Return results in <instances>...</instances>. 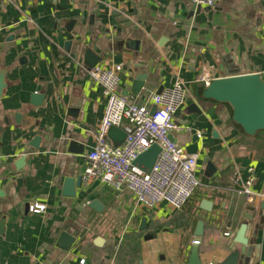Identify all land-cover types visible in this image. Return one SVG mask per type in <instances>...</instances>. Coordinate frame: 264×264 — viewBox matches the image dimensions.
Here are the masks:
<instances>
[{"label":"crops","instance_id":"obj_1","mask_svg":"<svg viewBox=\"0 0 264 264\" xmlns=\"http://www.w3.org/2000/svg\"><path fill=\"white\" fill-rule=\"evenodd\" d=\"M192 7L190 0H0V264H188L200 220L201 264L223 262L237 249L238 264H264V130L241 131L228 106L195 91L234 69L264 78V0ZM129 39L139 40L138 50ZM87 49L102 57L100 65H123L119 90L137 104L153 106V94L177 79L187 83L189 98L175 115L183 129L171 138L198 154L201 186L185 208H149L127 187L101 180L83 181L76 197L63 195L65 178H83L106 107ZM139 74L147 78L135 94ZM35 92L45 96L41 105L32 103ZM209 161L217 168L210 178ZM251 169L252 193L240 194ZM36 201L46 211L30 212ZM244 221L248 245L234 241ZM150 230L157 235L146 239ZM64 233L74 237L69 249L59 245Z\"/></svg>","mask_w":264,"mask_h":264},{"label":"built area","instance_id":"obj_2","mask_svg":"<svg viewBox=\"0 0 264 264\" xmlns=\"http://www.w3.org/2000/svg\"><path fill=\"white\" fill-rule=\"evenodd\" d=\"M221 0H190L193 5L215 7ZM122 64L111 67L96 65L89 69L90 76L98 82L106 99L103 118L96 133L95 146L87 153V166L83 174L86 185L101 180L114 187H127L138 201L149 208L161 203L181 210L201 186L197 175L198 154L188 153L171 138L174 131L183 127L175 119L189 98L187 83L177 79L171 86L152 95V106L140 105L121 94L119 90ZM111 126L121 127L127 134L120 144H114L108 132ZM198 136H202L198 132ZM157 143L161 151L149 173L134 164L135 159L150 146ZM252 174L237 191L249 194L255 180ZM264 197V194L262 195ZM47 205L32 202L29 211L44 212ZM230 233L227 231L225 235ZM82 262H85L83 259Z\"/></svg>","mask_w":264,"mask_h":264},{"label":"water","instance_id":"obj_3","mask_svg":"<svg viewBox=\"0 0 264 264\" xmlns=\"http://www.w3.org/2000/svg\"><path fill=\"white\" fill-rule=\"evenodd\" d=\"M193 12L200 11L201 6L193 5ZM71 28V27H70ZM68 28V29H70ZM71 42L68 41L66 49H69ZM127 46L133 49H139V40L129 39ZM85 57L87 63L94 67L98 65L102 57L97 56L93 50H85ZM5 71L0 72V93L5 88ZM147 76L145 74H139L133 81L132 92L139 94L143 86L145 85ZM203 95L205 98L214 99L218 102L228 103L233 109V121L240 125L245 133L249 135H255L258 131L264 130V78L259 72L253 73H241L240 70L234 69L226 76L216 77L206 83ZM45 96L43 93L35 92L32 94L31 99L34 105H41ZM190 108L199 114H202V110L199 108L197 103H192ZM156 106L153 105L151 113H154ZM109 138L114 144L122 143L127 134L121 128L117 126H111L108 132ZM41 137L36 136L30 143L35 149L39 148ZM76 142L71 143V149H75L76 152L83 153V148H78ZM161 151L160 146L155 143L150 146L147 150L142 152L134 161V164L141 168L144 172L149 173L155 161ZM216 166L213 162L209 161L206 166L205 174L207 177H212L216 171ZM83 178L82 176L67 177L64 181L63 195L69 197L77 196V188L82 187ZM264 204V203H263ZM91 206L98 209L100 203L94 200ZM202 208L206 210H212V202L203 200L201 203ZM147 219L143 218L140 226V230L146 229ZM205 222L200 220L197 224L195 237L188 264H201L199 260V244L201 237L203 236ZM248 228L247 221H244L236 232L234 241L242 245H248L249 240L246 237ZM4 223L0 222V233H4ZM157 235V232L150 230L146 233L145 238L151 239ZM103 241L101 237L97 238V242ZM74 243V237L68 233L61 235L59 245L64 249H69ZM241 257V251L239 249L234 250L223 262L218 264H238Z\"/></svg>","mask_w":264,"mask_h":264},{"label":"trees","instance_id":"obj_4","mask_svg":"<svg viewBox=\"0 0 264 264\" xmlns=\"http://www.w3.org/2000/svg\"><path fill=\"white\" fill-rule=\"evenodd\" d=\"M205 87H206V84H202V83H201V84L199 83V85H197V86L195 87V91H196V93H197V97H198V99H199V100H209V101H212V102L225 104V105L228 106V108H229V111H230V114H231V119H232V121H233V118H232V116H233V109H232L231 105L228 104V103L218 102V101H216V100H214V99H208V98H205L204 95H203V92H204ZM233 123L236 125L237 128H239L241 131L245 132V131L243 130V128H242L240 125H238V124L235 123L234 121H233ZM193 198H194V196H193V197L190 199V201L184 206V208H185L186 206H188V204H190V202L192 201Z\"/></svg>","mask_w":264,"mask_h":264}]
</instances>
